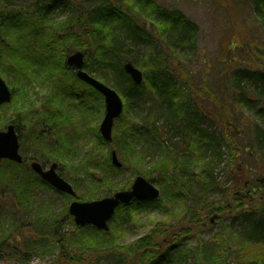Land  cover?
Listing matches in <instances>:
<instances>
[{"label":"rangeland","instance_id":"rangeland-1","mask_svg":"<svg viewBox=\"0 0 264 264\" xmlns=\"http://www.w3.org/2000/svg\"><path fill=\"white\" fill-rule=\"evenodd\" d=\"M49 1L0 0V12H11L12 18H16L9 30L5 31L4 25L0 26V34H4L3 45L0 44V75L12 93L18 91L22 94L25 110L31 120L37 119L54 93L63 95L61 105L53 108V114L57 115L54 118V133L41 145L30 144L21 148L20 154L28 159L41 156L45 161L41 163L44 167L57 163V173L71 184L76 195L73 198L50 186H37L33 196L27 198L20 208L5 213L4 221L9 222L14 237L0 250V264H147L151 260L147 254L138 260L131 258L136 241L153 237V248H158L159 253L173 244L174 254L177 244L172 236L190 224V209L195 204L197 210H201L195 221L201 222L192 235L190 233L188 237H183L181 244H178V251L185 252L187 256L184 258L182 255L180 264H212L203 253L195 260L189 250L198 244L199 239L212 238L225 241L231 248L234 241L229 230L246 231L248 227V218L239 214L240 208L247 205L264 206V183L254 182L255 185L247 187L252 200L249 196H240L245 191L244 187L235 186L239 167L255 162H247L242 155L241 144L247 145L246 141L251 140L249 137L234 147L236 162L231 158V149L226 146L220 147L214 155L211 153L216 148L214 146L208 150L203 146L196 152L190 146L183 154L172 156L174 149L181 150V145L180 136L171 127V120L174 109L179 107L181 111L205 108L207 103L204 101L219 90L225 93L226 85L236 73L246 69L256 70V65L264 68V55L261 56V53L264 54V2L261 1L263 12H260L257 11L259 0H149L165 12H177L196 26L194 44L190 43L189 38H184L182 48L173 49L172 52L168 46L181 41L172 38L167 30L162 34L157 11L143 7L137 0H75V5H59L46 12ZM110 5L123 11L152 35L148 39L137 37L129 28L113 21L112 31L117 33L115 40L120 41L122 46V65L127 61L132 62L144 76L151 73L150 63L155 64L156 60L163 66L170 64V71L175 72V76L170 78L174 104L168 103L165 93L150 89H147L146 96H125L128 81L120 79L110 87L119 94L124 108L118 125L114 122L112 140L105 142L99 140L98 136L104 116L103 98H94L91 94L86 96L85 93L89 91L84 84L74 80V70H69V67L62 69L59 65L66 55L86 43L85 33H81L86 25L81 26L80 17L86 18V13L106 9ZM27 10L45 14L37 33L21 31L16 27V23L25 17L23 11ZM76 21L77 24H74ZM89 39L92 45L88 51L94 55L97 45L92 36ZM13 48L17 50V57L19 52L22 55L30 53L23 60L24 71L16 70L12 65L13 61L17 63L11 53ZM85 58L86 62L90 60L87 54ZM111 63L96 61L86 72L109 86L114 73ZM66 73L73 79H69ZM71 80L81 89L84 97L70 95L67 88ZM146 82L148 85L149 81ZM241 85L254 84L244 79ZM0 109V131H5L6 126L17 117V104L12 101ZM43 121L42 124H45ZM242 121L249 128L258 122L244 114ZM25 123H21L24 139L28 135ZM259 124H264V120H259ZM156 130L157 134L159 130L165 132L160 137L161 142L153 136ZM202 130L214 132L217 137L221 132L216 122L208 117L201 118L196 127L197 132ZM122 146L128 149V152L124 151V159L119 155ZM111 150L116 151L120 162L125 165L124 171L113 172V168H116L109 161ZM262 155L264 157V145ZM197 156L200 162H194ZM170 157L175 159V167H183V175L178 180L177 176L175 181L170 176L177 173L170 172L168 167L164 166L160 171L156 169V163ZM85 160L95 166L93 172L96 179L106 178L105 186L93 183L82 167ZM259 163L264 165V159L261 158ZM0 168L7 171L11 167L2 164ZM202 168L203 171H200ZM149 170L155 171L154 178L144 175ZM32 174L28 169L26 177L32 178ZM137 176H142L159 189V201L163 200V203L150 201L134 212L120 213L117 226L109 230L106 236L89 227L79 228L74 224L68 214L69 204L73 200L86 202L102 199L107 189H111L107 195L111 196L122 187L129 189ZM262 177L264 170L253 178L258 180ZM187 178L198 182L204 178L205 182L201 188L192 181L187 183ZM224 207L227 209L222 212L215 211ZM213 216L217 218L211 222ZM202 226L204 228L201 230ZM7 230L8 227L4 226L2 234ZM81 235L88 236L90 240ZM146 241L140 242L141 248ZM219 264L236 263L234 257L229 255L228 258H221Z\"/></svg>","mask_w":264,"mask_h":264},{"label":"trees","instance_id":"trees-1","mask_svg":"<svg viewBox=\"0 0 264 264\" xmlns=\"http://www.w3.org/2000/svg\"><path fill=\"white\" fill-rule=\"evenodd\" d=\"M259 1L260 2L257 5V9L261 8V4L262 2H264V0ZM137 2H139L143 7H151L152 10L157 11L160 22L159 27L160 30L163 29V31L161 32L162 34H164V32H166L167 30V32L172 35V38L175 37V39L181 41V43L174 42V45L168 46L169 49H172V52H174L173 49L182 48V45L184 44V38H189L190 43L194 44L193 38L196 34V26L190 20L184 18L180 14H177V12H165L159 9L155 4H153V2L149 0H137ZM68 3L75 5V0H50L48 5L45 7V10L47 12V10L51 9L56 4L66 5ZM95 11L92 13H86V18L80 17L81 26L86 25L85 29L81 33H83V35L85 33L87 39L85 38L86 43H82L79 46L83 49L82 51H84L85 55L87 54L90 58V60L86 62L85 68L91 69L94 65V62L96 61L105 63H109L110 61H112L113 63H111L110 65L113 67L114 73H112V79L110 81H112L113 83L111 82V85L109 84V86H112V84H115V82H119L120 79H124L128 81V85L125 86V96H146L147 89H150L155 92L159 91L165 93L168 103L174 104V92L170 91V78L171 76H175V72L170 71V64L165 63V66H163L164 64H160L157 60L155 61V64L150 63V76L149 73L144 75V80L141 85L133 84L128 75L123 70L122 60L120 59L121 44L119 43V41H114V43L112 44L111 40L109 39V30H107V32H103L101 29L106 28L107 25L112 28L114 26L112 22L114 21L115 24L122 27H127L133 32L138 31V36L143 39H148V37L152 35H149L148 32L144 30V28L133 22L129 16L125 15L123 11L114 9L112 5L108 6L102 11ZM10 13L7 14V11L0 12V26L2 27L4 25L5 31L9 30L10 27L15 24L16 18H12ZM26 13L31 17L32 25L34 27L39 28L41 23L44 22L43 15L45 14H43L42 12L33 11L31 13L29 10H27ZM89 36H92L93 42L97 45L94 55L90 54V51H88L89 46L92 45ZM0 44L3 45V41H1ZM80 48L78 47V49ZM12 50L14 51V58L17 62H12L13 67L16 70L24 71L23 60L26 57H29L30 53L22 55L19 52V57H17V50L14 48ZM173 55H175V53H173ZM263 55L264 54L261 53L262 57ZM0 56H2L1 51ZM62 59H64V57ZM256 60L258 61L259 57ZM59 66H61L62 69H66L67 66L65 65V60L62 61ZM68 69L71 70L70 68ZM255 69L256 70L246 69L244 71L236 73L235 77L226 85L225 93L219 90L209 96L206 101H204L207 103V106L205 108H198L196 111L194 109H183L181 111V107L177 109H174L173 107L174 117H172L171 120L172 124L174 125V130L180 136V138L185 135L187 129H189L190 131L192 130L199 137L197 143L202 142L206 150H208L214 144L219 145V148L213 147L214 149L211 152L212 155L216 154V152L222 146L230 148L232 151L231 158L234 162L237 161L236 149L234 147L240 145V141L244 140L246 137H249L251 139L246 141L248 142L247 145L241 144L242 155L243 157H245L247 162H255L252 164L244 163L239 167L240 173L235 180V186L237 188L243 187L245 183H248L249 185H255V183L253 182V177L264 170V165L259 163V160L261 158L264 159L262 155L264 145V124H259V120H264V68H262L260 65H256ZM148 71L149 70L147 69V72ZM66 76L69 79H73V77H71L67 73ZM69 79H67V81ZM244 79L252 81L254 85L242 86L241 82ZM74 80L79 81L75 78ZM147 80L149 81L148 85L146 82ZM72 83L73 80L68 82L67 90L70 95L74 97L76 95L80 98H82V96L84 97V95H82L83 92H80L81 89L78 88L77 85ZM85 87L87 91H89V93H85L86 96H89V94H91L94 96V98L101 99V95L97 91L92 89L90 86L85 85ZM85 100L86 99H83V101ZM13 103H16L15 98L13 100ZM24 111L26 114V119L24 121H27L29 125L26 132L28 133V135L25 139L22 138L21 147L24 148L30 144L41 145L49 135L54 133V130H52L50 126H48L47 130L45 124L44 127L40 129L39 125L42 124V120L38 118L35 120H31L28 112L25 109ZM252 112H254L256 117H254ZM242 114H244L249 119H253L254 121L255 119H257L258 122L254 123L249 128L248 125L243 123ZM203 117H208L209 119H212L216 122L217 126L221 129L219 137H217L214 132H209L208 130H202L199 132L196 131V127L199 125V121ZM119 118L116 120V126L120 121ZM47 119L51 120V116H48ZM157 132L158 130H156V133H153V136L155 138L157 137L159 142H161L162 140L160 139V137H163L165 132L163 130H159L158 134ZM98 136L99 140H102L101 136ZM28 140L30 143H28ZM201 147L196 148L195 152L199 151ZM124 151L128 152L127 147L124 148V150L119 148V155L122 159L125 158ZM141 157L143 158L144 156L141 155ZM30 159H34L40 163L45 162L44 159L39 155ZM27 160L28 158L25 157L24 162L21 165L5 162L4 165L11 167L7 171H4L0 168V250L6 246L5 243H10L14 237L13 231L9 227V222L4 221V215H6L7 212L20 208L21 204L24 201H27V198L33 196L34 189L37 186H48L34 173L31 175L32 178L26 177V172H28ZM195 160L196 162H200L198 156L196 159H194V162ZM89 163L90 161L87 160L82 162L83 169L86 173L88 172L87 175L93 179V183L95 185L105 186L106 178L99 177L98 179H96L93 172L96 168L95 166L89 165ZM208 163L210 164V162ZM156 164L158 165L156 168L158 171L166 166L168 167L170 172L177 173L176 175L170 176L174 181L177 176L178 180L181 177L180 175H183V167H175V161H163V163ZM260 165L262 167H260ZM124 170L125 165H123V168L121 170H116L113 168V172ZM200 171H203V168ZM153 172L155 171L149 170L146 171L144 175H147L150 178H154L155 175H153ZM156 179L154 180L156 181ZM195 180L196 179L188 180L187 178V183L192 181L194 185L202 188L205 182L204 178H201L200 182ZM126 189V187L121 188V190ZM109 193H111V189H107L103 193V195L106 196L109 195ZM147 202V200L142 202L133 200L130 204L119 207L109 223V230H112L115 226H117V221L119 220L117 216L120 215V212L123 209H127L129 213L134 212L139 207H143ZM157 202V204H160L163 203V200H158ZM225 208L227 209V207H224L223 209H217L215 211L219 210L220 212H222L225 210ZM200 212L201 210H197V204L193 205L190 209V224L184 227V230L179 229L178 233L172 236L173 242L177 244L176 251L174 253L175 256L172 252V250L174 249L173 244H169V247L167 249L159 253L158 248H153V237H145L136 241V248H133V254L131 255L132 260H138L144 254H147L151 259L147 264H180V261H182V259H180L182 255L184 256V258H187V256L185 252L181 250L178 251V244H181V239L183 237H188L190 233L192 235L195 228L199 227L201 220H198L197 222L195 220L198 218V213ZM239 214L244 215L248 218V227L246 231L244 230L233 232L232 229L229 230L228 233L232 234L234 245L229 248L228 244L225 241L219 240L217 238H212L209 240L199 239L198 244L193 249L189 250L195 260L198 258L200 253H203V255H205L207 259L212 261V264H219L221 258H228L229 255H232L234 257L236 264H264V206H243L240 208ZM4 226L8 227V230L5 234H2L1 231L2 229H4ZM89 228L98 233H101L102 235H108L107 232L99 231L93 227ZM203 228V226L200 227L201 230ZM81 237L89 239L86 235H81ZM146 239V243L141 248L140 242ZM137 253L139 254L137 255ZM183 261H185V259H183Z\"/></svg>","mask_w":264,"mask_h":264},{"label":"water","instance_id":"water-1","mask_svg":"<svg viewBox=\"0 0 264 264\" xmlns=\"http://www.w3.org/2000/svg\"><path fill=\"white\" fill-rule=\"evenodd\" d=\"M66 64L76 71V77L95 89L104 98L105 113L99 126L101 137L110 142L112 140V128L115 119H117L123 109V102L118 93L102 82L96 80L84 70V54L77 51L69 55ZM124 72L129 76L133 84L140 85L143 81L142 72L134 67L131 62L123 65ZM11 93L9 87L0 77V107L10 103ZM18 137L15 133L14 126L9 125L5 131H0V163L3 159L22 163V157L18 153ZM110 162L115 168L120 169L122 163L117 157L115 150L110 152ZM32 172L39 176L43 181L48 183L56 191L74 196L75 192L71 185L67 183L58 173V165L51 164L48 168L43 167L40 163L33 161L29 165ZM264 183V178L258 180ZM160 192L152 183L144 179L142 176L136 177L131 188L126 191H119L113 196L102 198L90 202L73 201L68 207V213L73 218V222L77 227L83 228L92 226L101 231H108V224L114 215V210L122 205L127 204L133 199L156 200L159 198Z\"/></svg>","mask_w":264,"mask_h":264},{"label":"bare ground","instance_id":"bare-ground-1","mask_svg":"<svg viewBox=\"0 0 264 264\" xmlns=\"http://www.w3.org/2000/svg\"><path fill=\"white\" fill-rule=\"evenodd\" d=\"M70 4V3H69ZM59 5H62V4H56L55 6H53L51 9H55V8H58V7H60ZM259 9V10H258ZM257 9V11H260V12H263L262 11V9L261 8H258ZM103 9H100V10H98V11H102ZM94 12V11H93ZM96 12V11H95ZM92 13V12H91ZM23 15L25 16L21 21H19L18 23H16V27L18 28V29H20L21 31H29V32H32V33H37V30H38V27H34L33 25H32V20H31V17L29 16V15H27V13H26V11L24 12L23 11ZM73 24V23H72ZM74 24H77V21L76 22H74ZM103 32H107V30H109V39L111 40V43L113 44L114 43V41H116L115 40V38H116V32L115 31H112V28L109 26V25H107V27L106 28H102L101 29ZM135 34H136V36L138 37V35H139V33H138V31H136L135 32ZM149 35H150V32L148 33ZM3 36H4V34L3 35H1V37L0 38H2L1 39V41H4V38H3ZM55 41H58V40H55ZM119 43H120V41H119ZM121 44V43H120ZM120 48H121V51H122V46H120ZM11 53H12V55L14 56V51L13 50H11ZM121 53V52H120ZM47 56V55H46ZM45 56V57H46ZM0 77H1V75H0ZM2 78V77H1ZM2 80H3V78H2ZM4 81V80H3ZM5 82V81H4ZM6 83V82H5ZM21 91V90H20ZM10 93H11V101H10V103L14 100V98H15V102H16V104H17V111H18V114H17V117L16 118H14L7 126H9V125H13L14 126V130H15V133H16V135H17V137H18V145H19V148H18V153L20 154V149L22 148L21 147V143H22V138H23V135H24V131H23V127H22V125H21V123L23 122V123H25V122H27V121H24L25 119H26V114H25V111H24V109H25V104H24V102H23V98H22V94L21 93H19L18 91H13V93L10 91ZM61 93V92H60ZM120 97V96H119ZM121 98V97H120ZM64 98H63V95H61V94H57V92L56 93H54L53 94V96H52V98H51V100H50V102L49 103H47L46 105H45V107H44V109H43V111L40 113V114H38L37 115V117L36 118H38V119H43L42 121L45 123V126H46V128H47V130H48V126H50V128L52 129V130H55L56 129V127H55V123H54V118H56L57 117V115H55V114H53L54 112H53V108H55V107H57V106H60L61 105V101L63 100ZM122 100V99H121ZM123 102V101H122ZM10 103H8V104H5V105H3V106H8ZM2 107V106H1ZM57 113H58V111H57ZM48 116H51V120L50 119H47L48 118ZM41 120H40V122H41ZM42 123V122H41ZM26 124V123H25ZM27 125V130H28V125H29V123L28 124H26ZM6 126V127H7ZM173 126L174 125H171V127L173 128ZM44 127V124H40L39 125V128L40 129H42ZM26 135V134H25ZM198 139H199V137L196 135V133L195 132H193L192 130L190 131L189 129H187L186 130V132H185V135L182 137V138H180L179 139V144L181 145L180 146V148H181V150H178V149H174L173 150V152H172V156L173 155H178L179 153H184V151L185 150H187V149H190V146H192L194 149H196V148H198V147H203V144H202V142H199V143H197L198 142ZM214 147H216V148H219V145H217V144H214L213 145ZM201 147V148H202ZM120 149H123L124 150V148H123V146L122 147H120ZM187 152V151H186ZM21 155V154H20ZM21 157H22V163L24 162V156H22L21 155ZM28 162H27V166H28V169L30 170V171H32L31 170V168H30V164H31V162H33V161H36V160H34V159H28L27 160ZM163 161H175V159L173 158V157H170V159H168V158H164L161 162H158V163H163ZM5 162H10V163H14V164H16L15 162H12V161H9V160H5V159H3L2 161H1V163H0V166L2 165V164H4ZM36 162H38V161H36ZM38 163H40V162H38ZM41 164V163H40ZM42 165V164H41ZM196 181V180H195ZM68 183V182H67ZM70 184V183H69ZM196 184V183H195ZM71 185V184H70ZM72 187V186H71ZM73 188V187H72ZM111 196H113V194L111 195ZM71 197H75V195L74 196H71ZM107 197H110V196H105V197H103V198H107ZM96 200H99V199H96ZM92 201H95V200H92ZM132 201V200H131ZM139 202H142V201H146V200H138ZM148 202H150L149 200H147ZM79 202V201H78ZM86 202H90V201H86ZM147 202V203H148ZM131 202H129V203H127V204H122V205H120V206H118L115 210H114V213L116 212V210L119 208V207H121V206H126V205H128V204H130ZM147 203H145V204H147ZM144 204V205H145ZM123 212H128V210L127 209H123L120 213H123ZM100 231V230H99Z\"/></svg>","mask_w":264,"mask_h":264}]
</instances>
